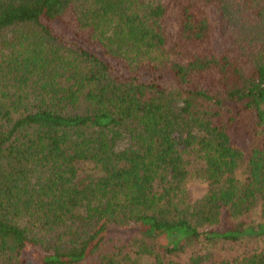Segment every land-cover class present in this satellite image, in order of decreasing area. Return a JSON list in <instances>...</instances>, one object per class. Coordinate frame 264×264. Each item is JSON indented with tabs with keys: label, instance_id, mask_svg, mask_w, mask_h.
<instances>
[{
	"label": "trees",
	"instance_id": "1",
	"mask_svg": "<svg viewBox=\"0 0 264 264\" xmlns=\"http://www.w3.org/2000/svg\"><path fill=\"white\" fill-rule=\"evenodd\" d=\"M142 256L264 264V0H0V264Z\"/></svg>",
	"mask_w": 264,
	"mask_h": 264
},
{
	"label": "rangeland",
	"instance_id": "2",
	"mask_svg": "<svg viewBox=\"0 0 264 264\" xmlns=\"http://www.w3.org/2000/svg\"><path fill=\"white\" fill-rule=\"evenodd\" d=\"M207 16H208L210 23L214 29L213 37L211 40L212 46H213L216 54H221L223 48H222V43H221V40H220L219 34H218L217 14L213 9H209L207 11ZM187 159L189 161V170L192 174V177L186 185L184 195L186 197L187 202L193 203L196 200L203 197L207 193L208 189H210V187L200 176L202 174V169L204 168V163L197 156H195L193 154H188ZM243 170H244V165L241 166L240 172H243ZM204 246H205V244H204ZM214 250H215V254L218 257L220 245L217 244L215 246ZM160 252H162V251H160ZM135 261H136V264H156L154 259L151 257H148V256L136 257Z\"/></svg>",
	"mask_w": 264,
	"mask_h": 264
}]
</instances>
